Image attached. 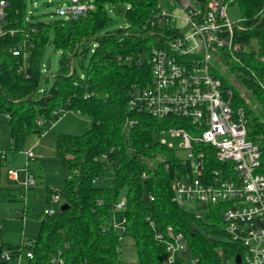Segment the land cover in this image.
Here are the masks:
<instances>
[{"label":"trees","instance_id":"trees-1","mask_svg":"<svg viewBox=\"0 0 264 264\" xmlns=\"http://www.w3.org/2000/svg\"><path fill=\"white\" fill-rule=\"evenodd\" d=\"M6 1L4 26L16 31L0 35V111L8 118L13 156L23 150L28 133L43 134L63 117L55 110L77 111L91 119L82 134L56 135V154L70 169L60 190L68 207L44 215L38 234L28 237L34 257L24 264H129L121 257L122 235L113 223L123 217L124 233L135 240L138 264H165V245L157 235L165 234L170 225L186 237L180 264H193L195 259L196 264H238L236 258L244 257L245 246L220 225L223 209L230 203L184 207L175 199V181L185 177L191 166L178 148L156 136L172 126H192L184 118L156 117L130 104L133 91L152 80L150 57L141 55L150 56L178 33L166 19L159 21L164 0H94L78 19L48 20L29 14L27 0ZM227 1L239 4L241 28L234 30L232 50L221 51L214 73L225 88L234 90V105L245 108L248 138L260 145L259 171L264 173V120L222 73L230 70L264 111V0ZM114 4H127V26L109 27V7ZM90 40L95 43L90 45ZM24 42L29 54L26 70H21L24 54L14 55L13 49ZM49 43L62 51L52 82L43 62ZM85 57L87 67L81 62ZM76 61L83 72L77 71ZM200 148L206 172L222 169L224 177L230 175V162L218 160L210 145L194 143L196 154ZM4 190L0 181V200ZM52 194L48 188V200ZM122 201L124 205L118 207ZM59 253L63 262L51 263ZM0 264L7 263L0 259Z\"/></svg>","mask_w":264,"mask_h":264},{"label":"built area","instance_id":"built-area-1","mask_svg":"<svg viewBox=\"0 0 264 264\" xmlns=\"http://www.w3.org/2000/svg\"><path fill=\"white\" fill-rule=\"evenodd\" d=\"M94 0H69L57 9L65 19H78L94 5ZM181 11L180 18L185 26H176L175 17L167 7L161 10L159 21L166 19L178 29L166 45L154 48L150 54L152 80L147 85L136 88L130 101L131 107L156 117L175 116L188 121L192 128L172 126L163 134L180 138V147L186 149L191 169L185 177L175 181L176 201L184 207L197 203L228 201L223 209L221 227L245 246L242 260L246 264H264V173L261 167V148L257 141L248 138L247 115L243 106L234 105L233 89L225 88L222 78L214 73L217 60L223 49L231 51L236 25L228 18L227 0H173ZM6 0H0V35L14 28H6ZM26 42L13 49L14 55L24 54L21 70H26L28 51ZM127 59H130L128 57ZM63 116L67 109L55 110ZM38 123H42L39 119ZM46 132V131H45ZM44 132V133H45ZM167 142L165 139H161ZM194 143L208 144L215 149L216 157L222 162H230L228 177L222 169L205 171V153L198 154ZM170 146L174 144L169 143ZM34 146L25 150L28 159L35 157ZM9 169V177L29 189L36 184L35 175L29 163L22 169ZM61 193L51 195L50 201L57 203ZM124 202L118 203L122 207ZM55 210L46 209L45 214ZM116 228L125 232V218L113 221ZM158 239L165 245V264H180L179 255L187 249L186 237L168 226L165 234ZM33 242L24 238L13 247H0V259L7 264H24L34 257ZM63 262L58 256L51 263ZM196 264V259L193 261Z\"/></svg>","mask_w":264,"mask_h":264},{"label":"rangeland","instance_id":"rangeland-1","mask_svg":"<svg viewBox=\"0 0 264 264\" xmlns=\"http://www.w3.org/2000/svg\"><path fill=\"white\" fill-rule=\"evenodd\" d=\"M69 0H27V9L29 14L33 13L37 18L48 20L50 18L63 17L57 13V9L66 5ZM164 6L167 7L175 17V25L184 27L185 23L180 18L181 11L173 0H164ZM127 4H114L109 7V13L112 18L110 28L125 27L128 25L125 17ZM228 18L236 25H240L242 19L240 6L237 2H228ZM93 45L92 40L89 41ZM252 45L257 48L258 44L253 41ZM61 50L49 43L44 52L43 62L45 75L49 76L50 82L59 68ZM149 55H141L144 59ZM85 67L88 65V57L81 61ZM78 72H83V68L76 61ZM222 73L229 76V83L235 90H238L247 98L250 104L257 109L264 120V111L260 110L258 103L250 99L249 92L242 85L241 81L233 79L230 70L224 69ZM234 93V90H233ZM91 125V119L88 115L70 111L66 113L59 121L43 134L30 132L26 135L23 144V150L16 156L10 151L11 140L8 130V118L5 113L0 111V181L5 189V195L0 200V217L2 218L3 228H0V244L11 243L19 244L22 237L28 238L35 236L39 232L42 218L46 209L59 211L65 199L62 197L57 203L48 200V188L53 190V194L60 193L65 185V179L69 174V167L56 154V135L60 133L82 134ZM158 139H165L168 143L174 144L178 148V154L183 158L187 157L186 149L180 147V138L171 137L169 134L159 133ZM34 146L35 157L28 159L25 150ZM5 153L1 155V153ZM29 163L30 171L35 175L36 184L23 189L21 184L13 181L9 175V169H19L20 177L23 178L22 169ZM24 191V193H23ZM197 202L192 201V205ZM121 257L129 264H138L137 248L133 236L124 233L122 238Z\"/></svg>","mask_w":264,"mask_h":264},{"label":"water","instance_id":"water-1","mask_svg":"<svg viewBox=\"0 0 264 264\" xmlns=\"http://www.w3.org/2000/svg\"><path fill=\"white\" fill-rule=\"evenodd\" d=\"M74 58H75V53L72 54L71 56V62L73 63L74 62ZM68 207V203H64L62 206H61V209L64 210ZM236 262L238 264H240L242 262V256L241 255H238L237 258H236Z\"/></svg>","mask_w":264,"mask_h":264},{"label":"crops","instance_id":"crops-1","mask_svg":"<svg viewBox=\"0 0 264 264\" xmlns=\"http://www.w3.org/2000/svg\"><path fill=\"white\" fill-rule=\"evenodd\" d=\"M55 145H56V142H55Z\"/></svg>","mask_w":264,"mask_h":264}]
</instances>
